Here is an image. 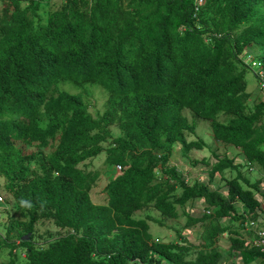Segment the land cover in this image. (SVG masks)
Wrapping results in <instances>:
<instances>
[{
	"label": "trees",
	"instance_id": "obj_1",
	"mask_svg": "<svg viewBox=\"0 0 264 264\" xmlns=\"http://www.w3.org/2000/svg\"><path fill=\"white\" fill-rule=\"evenodd\" d=\"M51 1L0 0V177L16 213L3 225L8 259L0 264H220L213 247L227 232L232 264L262 257L217 223L255 217L260 182L242 177L233 158L201 160L209 182L237 172L224 194L188 184L169 162L175 145L185 156L206 146L187 140L196 130L187 109L209 123L217 144L264 172V101L250 104L239 58L247 45L264 47V0H207L198 21L193 0ZM61 79L99 82L108 94L103 116L93 119L80 94L55 92ZM103 152L105 170L122 173L95 204L102 173L79 166ZM197 202L209 214L190 215ZM149 207L170 220L181 209L186 228L206 223L195 261L185 260L182 236L157 242L149 223L162 222L135 218ZM45 220L66 234L39 247L34 230Z\"/></svg>",
	"mask_w": 264,
	"mask_h": 264
},
{
	"label": "rangeland",
	"instance_id": "obj_2",
	"mask_svg": "<svg viewBox=\"0 0 264 264\" xmlns=\"http://www.w3.org/2000/svg\"><path fill=\"white\" fill-rule=\"evenodd\" d=\"M62 0H54L53 4L56 6L61 3ZM50 5V4H49ZM264 52V48L259 45H251L248 46L244 51V56L247 58H252L257 60L260 58L261 54ZM244 81L246 83V89L251 94V103L254 104L255 101H259V96L261 93L257 89V81L249 70L245 73ZM58 90L65 91L69 94H78L79 92L88 89L90 90L93 87L98 89H94L92 91V96L83 97L84 101L86 99V103L89 106V112L93 116H97L100 114L102 110L103 103L105 101V95L103 94V90L97 86L90 85H76L71 82H60L58 84ZM182 115L185 116L189 123L195 124V135H188L187 140H201L206 146L202 150H192L189 153L184 155L179 145H175L172 150V157L170 159L171 164L183 170V174H185V178L188 180V184H192L193 182H199L202 184H208L211 189H220L224 194L226 193V183L237 176V172L235 171H225L221 175H216L212 182H209L208 179V171L209 168L199 163L201 160H206L210 164H214L215 156L219 157H228L233 158L235 160V164H239L240 174L242 177L249 180L250 183H254L256 181L260 182V195H256L258 201L261 203V208L257 211L256 216H249L253 220H260L261 223L258 224V229L264 230V172L257 166L255 163H252V167L247 166V162L242 155L240 150H237L232 147L223 146L221 144H217L211 136L210 126L207 121L196 118L193 116L190 110L184 109ZM113 132V130H112ZM113 137L111 140L118 136L119 130H114L112 133ZM108 144L105 145V147ZM106 158V154L103 152L95 159L89 160L84 164L80 165L79 168L88 171V170H97L102 173L101 180L97 187L91 192L92 202L95 204H102L105 201L104 196V188L107 185L108 181L115 176V171L111 169V171H107L104 168V160ZM193 162H198L197 164H192ZM0 196L3 198L4 204L0 205V214H2V220L7 222V217L15 216V207L13 202H11L10 197L6 194L4 190V180L0 177ZM238 213L242 212L240 207L237 208ZM190 215L193 217H200L202 214L206 213L204 206L199 202L194 204V207L189 208ZM179 218L176 220L163 219L157 212H155L151 207L138 212L135 214V218H146V216H150L153 219L162 222V226L155 223H149V232L152 235L153 239L157 242L165 243V244H175L180 242L179 236H182L183 239L187 241L188 247L190 251L185 254L186 261H195L197 254L200 250L205 247V237H206V228L204 224L195 225L193 227L186 228V218L182 214L181 209H178ZM217 223L221 228H226L230 231L236 232V234L243 238L247 239L251 237L252 232L246 231V227L244 223L235 222L231 219H220L217 220ZM178 232V233H177ZM66 234V231L60 230L54 226L51 221H41L39 222L34 230L35 243L39 247H45L48 242H51L63 235ZM230 234L227 232L226 234L220 235L216 238L213 249L218 250L220 255L222 256L220 264H232V261L229 260V249H230ZM182 244V243H181ZM21 250H18L20 254ZM8 256L5 249L0 250V262L7 261ZM166 264V263H162ZM252 264H264V258L260 257L256 259Z\"/></svg>",
	"mask_w": 264,
	"mask_h": 264
},
{
	"label": "clouds",
	"instance_id": "obj_3",
	"mask_svg": "<svg viewBox=\"0 0 264 264\" xmlns=\"http://www.w3.org/2000/svg\"><path fill=\"white\" fill-rule=\"evenodd\" d=\"M53 1H54V0H52V1L49 3L52 7L55 6V4H53ZM206 1H207V0H193V6H192V19H193V20L198 21V15H199L201 9H202V8L204 7V5L206 4ZM263 8H264V6H263ZM215 36H216V37H221L220 34H219V35H215ZM204 38H205V41H206V42H209V40L207 39V38H208L207 36L204 37ZM251 45H258V44H250V45L245 46V47L243 48V50H242V53L239 55V58H240L241 62L247 67V71L249 70V71L252 72V74L254 75V77H255V79H256V81H257V86H258L257 89H258V91L261 93V95L259 96V101H264V64H263V61L261 60V58H259V59H257V60H254V59H252V58H247V57L244 56V51H245V49H246L248 46H251ZM259 46H261V45H259ZM262 47H263V46H262ZM263 48H264V47H263ZM60 82H71V83L76 84V85H90V86L97 85V86H99V87L103 90V94L105 95V101H104V103H103L102 110L100 111V114L97 115V116H93V115L89 112V106H88L87 103H86V99H85V101H84L83 97L86 98V96H87V97L92 96V91H93L94 89H98V88L93 87V88H91L90 90L85 89V90L79 92L78 94H80V95L82 96V101L87 105V107H88V113H89V115H90L93 119H98L99 117L103 116V114L105 113V110H106V103H107V100H108V94H107V92L102 88V85H101L99 82H83V83H79V84H78V83H75V81H74V80H71V79H61V80L56 84V86H55V92H57V93H59V92L67 93V92H65V91H60V90H58V87H57V86H58V84H59ZM67 94H69V93H67ZM71 95H74V94H71ZM250 95H251V94H250ZM250 99H251V97H250ZM39 113H40V112H39ZM42 113H43V111H42ZM112 130H113V132H114V130H118V129H117L116 126H113V127L110 128L111 133H113ZM112 136H113V134H112ZM157 157L160 158L161 155H158ZM171 157H172V156H171ZM169 165H170V166H174V165L171 164V161L169 162ZM247 166L251 168V167H252V164H251V163H248ZM174 167L177 168V170L179 171V173H181V175L184 177L185 181L188 182V180H187V179L185 178V176H184L186 173L183 174V170L179 169V168L176 167V166H174ZM114 171H115V175L118 176V175H120V174L122 173V168H121L120 166H115V167H114ZM1 178H2V177H1ZM3 180H4V179H3ZM4 183H5V181H4ZM104 196H105V195H104ZM0 199H1V201H0V205L4 204V202H3V198H2L1 196H0ZM206 213L209 214V212H206ZM249 216H251V215H249ZM249 216L245 215V222H244V225H245V227H246V231H250V232H252L251 237H249L248 240L246 239L247 244L251 245L250 241H251V239H253V237H254V232H257V231H264V230H263V229H258V228H257L258 224L261 223L260 220H257V219H256V220H253V219H251ZM252 222L255 223V226L250 227V223H252ZM5 223H6V221L4 222V221L2 220V214H0V236H1V237H2V234H3V233H2V231H3V225H5ZM17 243H18V242H17ZM261 256L264 258V255L261 254Z\"/></svg>",
	"mask_w": 264,
	"mask_h": 264
},
{
	"label": "built area",
	"instance_id": "obj_4",
	"mask_svg": "<svg viewBox=\"0 0 264 264\" xmlns=\"http://www.w3.org/2000/svg\"><path fill=\"white\" fill-rule=\"evenodd\" d=\"M253 226H255V223H250V227ZM250 243L254 248L258 249L260 254L264 255V231L254 232V237L251 239Z\"/></svg>",
	"mask_w": 264,
	"mask_h": 264
}]
</instances>
